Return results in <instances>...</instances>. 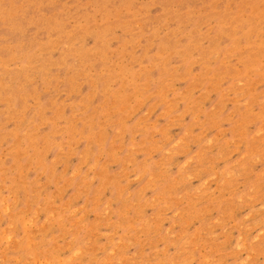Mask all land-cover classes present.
Returning a JSON list of instances; mask_svg holds the SVG:
<instances>
[{"label": "rangeland", "instance_id": "1", "mask_svg": "<svg viewBox=\"0 0 264 264\" xmlns=\"http://www.w3.org/2000/svg\"><path fill=\"white\" fill-rule=\"evenodd\" d=\"M0 264H264V0H0Z\"/></svg>", "mask_w": 264, "mask_h": 264}]
</instances>
